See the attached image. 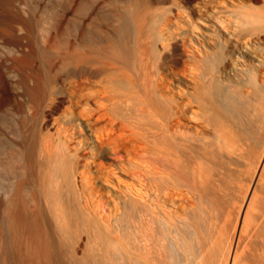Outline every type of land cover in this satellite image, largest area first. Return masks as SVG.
I'll list each match as a JSON object with an SVG mask.
<instances>
[{"label": "bare ground", "instance_id": "obj_1", "mask_svg": "<svg viewBox=\"0 0 264 264\" xmlns=\"http://www.w3.org/2000/svg\"><path fill=\"white\" fill-rule=\"evenodd\" d=\"M101 1L74 3L75 43L37 68L21 117L4 116L2 263L264 264V48L256 65L240 47L264 45V0L232 12V26L208 0L201 39L164 37L171 9L149 22L150 7ZM55 68L76 80L74 107L90 117L100 157L124 151L137 170L114 222L91 203L81 143L43 132L48 103L69 94L51 86Z\"/></svg>", "mask_w": 264, "mask_h": 264}, {"label": "rangeland", "instance_id": "obj_2", "mask_svg": "<svg viewBox=\"0 0 264 264\" xmlns=\"http://www.w3.org/2000/svg\"><path fill=\"white\" fill-rule=\"evenodd\" d=\"M102 1L103 7L112 3L111 5L115 7L124 6V4L126 6L133 5L139 11L143 8L145 10L151 9L148 11L150 13L147 14V21L149 22L153 13H158L159 9L160 11L166 8L171 9L175 23L172 26L160 28L164 37H169L172 34V37L178 39L182 35L191 34L193 38L195 36V38L201 39L203 35L208 34L206 28L203 26L205 4L208 0ZM209 1H211L213 12L216 13L214 14L215 16L220 15L218 13L220 11L224 12L223 18L227 19L229 26H232L230 21H234V18L231 17L232 12L237 10L241 13L242 8H249L250 5L253 6L250 0ZM76 2L77 0H0V140L5 141V138L9 137V129L7 123L4 121V116L10 113L14 114L17 118L21 117L23 112L17 108L16 104L18 100H22L27 94L25 88L32 85L31 80L39 73V68L42 67L44 62L47 63L49 57H58L62 50L64 51L75 43L76 14L74 5ZM83 2L89 6L91 0H83ZM219 2L221 3L219 4ZM224 6L225 8H223ZM151 12L153 13L151 14ZM189 22H194L196 25L195 30L191 29L192 27ZM167 27L170 28L167 29ZM164 37L159 38L162 39ZM247 40L248 38L246 42ZM248 41L247 48L240 46L241 50L249 52L253 64L261 65L263 58L259 52L263 50L264 45ZM159 43H162L161 40ZM239 61V65L235 66L238 73L245 67L241 58H239ZM57 68L54 69V73L52 72L56 78L52 79L50 84L54 89L60 86L65 87L69 94L64 100L55 99V101L52 100L53 103L48 101L49 106L46 108L45 119L47 123L43 132L54 136L55 140H67L72 147L77 145V143H81L83 149L79 172H85V177L89 178V181L93 184L92 187L94 189L91 192V203L94 206L103 208L104 214L110 216V221L114 222L115 216L120 212L118 208L130 197L127 194V187L133 183L132 175L137 170L131 167V162L130 164L128 163L131 155L128 156L124 151L111 150L109 153H106V158L100 157V154L97 153L99 148L95 132L89 127L91 119L90 117L79 116L80 109H75L74 107L76 98L70 94L71 90L74 91L77 82L73 78L69 79L68 82H63L59 78L60 71L57 72ZM24 75H30V80H25ZM26 82L30 84L27 85ZM88 106L94 108V105L91 103ZM262 123L260 125H263L261 128L264 130V122ZM259 133L258 135L261 136ZM261 133L264 135V131ZM263 138H256V140H259L256 142H260V140L264 142ZM260 144L256 145L258 149H260ZM256 147L255 150L258 151ZM255 150L253 153H255ZM96 153L97 156H95ZM113 159L122 162L124 168L122 169L118 166V163L114 162ZM80 180V175L76 176V181H79L78 184H80ZM260 184H258L259 187ZM86 242V234L81 233L79 239L80 247L75 252L77 257H83L82 249L87 247ZM0 262V264L7 263H2V259H0Z\"/></svg>", "mask_w": 264, "mask_h": 264}]
</instances>
